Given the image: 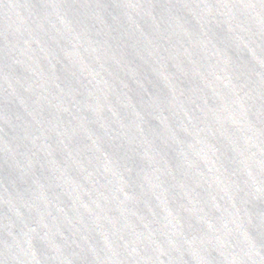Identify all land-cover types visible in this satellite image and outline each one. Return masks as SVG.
<instances>
[{
  "label": "water",
  "instance_id": "water-1",
  "mask_svg": "<svg viewBox=\"0 0 264 264\" xmlns=\"http://www.w3.org/2000/svg\"><path fill=\"white\" fill-rule=\"evenodd\" d=\"M0 264H264V0H0Z\"/></svg>",
  "mask_w": 264,
  "mask_h": 264
}]
</instances>
